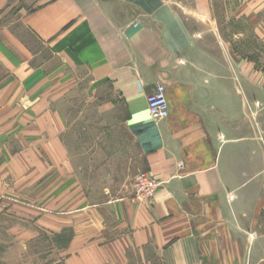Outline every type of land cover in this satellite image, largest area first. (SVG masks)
I'll use <instances>...</instances> for the list:
<instances>
[{
	"label": "crops",
	"instance_id": "1",
	"mask_svg": "<svg viewBox=\"0 0 264 264\" xmlns=\"http://www.w3.org/2000/svg\"><path fill=\"white\" fill-rule=\"evenodd\" d=\"M212 2L0 0L1 234L70 229L64 264H264V72L223 41L190 56L191 35L222 33ZM234 2L264 35V0ZM159 82L168 116L154 121ZM80 90L124 115L152 200H96L80 180L66 144Z\"/></svg>",
	"mask_w": 264,
	"mask_h": 264
},
{
	"label": "rangeland",
	"instance_id": "2",
	"mask_svg": "<svg viewBox=\"0 0 264 264\" xmlns=\"http://www.w3.org/2000/svg\"><path fill=\"white\" fill-rule=\"evenodd\" d=\"M212 1L214 19L222 33L191 35L190 56L197 60L199 50L206 48L213 58L214 43L223 41L226 44L219 50L222 56L230 58L232 54L240 63H254L256 72H264V35L255 33L245 20L232 16L234 0ZM71 100L68 106H74V110L67 116L68 122L74 121V138L68 131L66 144L74 155V164L84 186L95 190L96 200L118 198L132 191L135 177L144 173L143 159L133 137L122 124L124 115L106 112L104 107L110 105L109 99L98 91L91 96L80 90ZM73 235L70 229L59 234L40 232L29 242L12 243L11 236L2 232L0 264H64L59 251L70 245Z\"/></svg>",
	"mask_w": 264,
	"mask_h": 264
},
{
	"label": "built area",
	"instance_id": "3",
	"mask_svg": "<svg viewBox=\"0 0 264 264\" xmlns=\"http://www.w3.org/2000/svg\"><path fill=\"white\" fill-rule=\"evenodd\" d=\"M148 112L152 120L161 121L168 116V103L166 89L162 83H157L147 98ZM158 183L147 173L137 175L132 183L133 199L137 201H150L154 197ZM2 197L0 195V201Z\"/></svg>",
	"mask_w": 264,
	"mask_h": 264
}]
</instances>
